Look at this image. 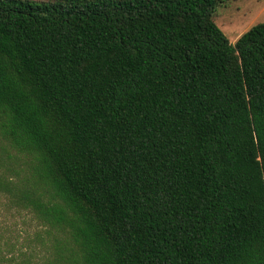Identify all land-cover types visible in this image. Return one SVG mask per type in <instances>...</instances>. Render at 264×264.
Masks as SVG:
<instances>
[{
  "label": "trees",
  "instance_id": "16d2710c",
  "mask_svg": "<svg viewBox=\"0 0 264 264\" xmlns=\"http://www.w3.org/2000/svg\"><path fill=\"white\" fill-rule=\"evenodd\" d=\"M221 2L0 0V197L73 264H264V21Z\"/></svg>",
  "mask_w": 264,
  "mask_h": 264
},
{
  "label": "rangeland",
  "instance_id": "374dc122",
  "mask_svg": "<svg viewBox=\"0 0 264 264\" xmlns=\"http://www.w3.org/2000/svg\"><path fill=\"white\" fill-rule=\"evenodd\" d=\"M214 20L231 43L252 25L264 21V0H222ZM2 147L7 152H2ZM12 155L13 165L26 168L27 157L0 140V159ZM38 190L45 189L38 184ZM64 232L43 226L27 210L0 197V253L13 246L14 255L2 264H73L64 250ZM7 244V245H5ZM2 254V255H3Z\"/></svg>",
  "mask_w": 264,
  "mask_h": 264
}]
</instances>
